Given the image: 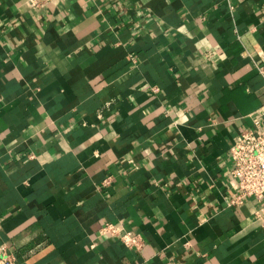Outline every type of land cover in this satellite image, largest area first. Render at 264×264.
<instances>
[{"label": "crops", "instance_id": "obj_1", "mask_svg": "<svg viewBox=\"0 0 264 264\" xmlns=\"http://www.w3.org/2000/svg\"><path fill=\"white\" fill-rule=\"evenodd\" d=\"M26 1L0 0V253L264 264L262 205L231 204L230 155L264 130V0Z\"/></svg>", "mask_w": 264, "mask_h": 264}, {"label": "built area", "instance_id": "obj_2", "mask_svg": "<svg viewBox=\"0 0 264 264\" xmlns=\"http://www.w3.org/2000/svg\"><path fill=\"white\" fill-rule=\"evenodd\" d=\"M57 1L27 0L26 6L41 10ZM115 1L121 2V0ZM258 71L264 77V67L259 66ZM259 112L264 116V105ZM260 124L256 121V129H246L242 132L231 147L230 155L233 165L231 177L235 181L233 191L236 195V200H232L231 204L235 205L245 198H253L261 203L264 213V130L260 128ZM101 235L106 238L120 239L127 249L143 248V241L120 225H106L101 230ZM0 264H17V260L3 249L0 253Z\"/></svg>", "mask_w": 264, "mask_h": 264}]
</instances>
